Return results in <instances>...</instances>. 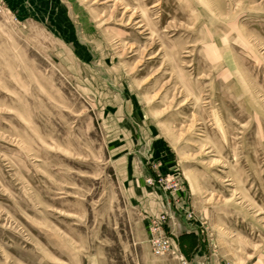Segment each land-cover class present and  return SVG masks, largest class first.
<instances>
[{
	"label": "rangeland",
	"instance_id": "1",
	"mask_svg": "<svg viewBox=\"0 0 264 264\" xmlns=\"http://www.w3.org/2000/svg\"><path fill=\"white\" fill-rule=\"evenodd\" d=\"M37 8L0 0V264H264V0Z\"/></svg>",
	"mask_w": 264,
	"mask_h": 264
},
{
	"label": "crops",
	"instance_id": "2",
	"mask_svg": "<svg viewBox=\"0 0 264 264\" xmlns=\"http://www.w3.org/2000/svg\"><path fill=\"white\" fill-rule=\"evenodd\" d=\"M10 5L12 6H15L17 7L18 9L20 10H23L25 12H29V9L33 10V11H39L38 8H37V4L42 1L43 3V0H6ZM30 6V7H29ZM133 121H126V124L128 125H131V127H135L138 126V122H140V120L138 121V119H136L134 116H133ZM136 124V125H135ZM129 129V128H127ZM139 130L141 131V129L139 128ZM142 135V134H141ZM140 137V136H139ZM147 143V142H146ZM145 143V144H146ZM135 155L138 154V151L136 150L135 152ZM153 155L155 157H158L159 154L158 153H153ZM134 170H132L133 172L135 171V178L133 179V181H130L131 182V186L136 188V182L139 183V185L141 184L137 179H139V174L137 173L136 171V168L133 167ZM154 201V199H152ZM155 204H156V209L153 210L151 209V214H155L157 212V210H159V208L161 209V203L158 201L157 202V199L155 198ZM154 208V207H153ZM194 231V230H193ZM197 234V233H195ZM189 236H194V232H187V233H184L182 235V238L177 240L180 242V246H181V250L183 251V253H185V255H187L190 259H191V264H193V262L197 261L195 259L196 258H201L202 257V249L200 247V245H198L196 242H193L191 240V237ZM173 260V259H172ZM172 260H160L159 262L163 263V264H175ZM155 262H157L156 260L154 261V264H156ZM204 264V263H202Z\"/></svg>",
	"mask_w": 264,
	"mask_h": 264
},
{
	"label": "built area",
	"instance_id": "3",
	"mask_svg": "<svg viewBox=\"0 0 264 264\" xmlns=\"http://www.w3.org/2000/svg\"><path fill=\"white\" fill-rule=\"evenodd\" d=\"M150 184L154 185L155 181L153 180H149ZM163 189L167 192L170 190H173L172 187H163ZM152 243L154 245V250H155V254L158 256H164L165 254H167L168 252H170L172 255L180 257L181 254L178 253V251L175 248H172L173 246H171L170 248V244L167 240L164 239H160L159 237H155L153 236L152 239ZM182 261L184 262V257L181 258ZM185 264V262H184Z\"/></svg>",
	"mask_w": 264,
	"mask_h": 264
}]
</instances>
